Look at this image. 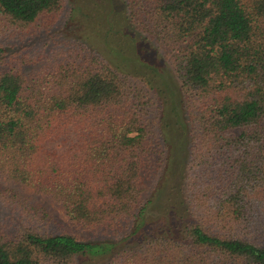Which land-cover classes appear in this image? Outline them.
Here are the masks:
<instances>
[{
  "label": "trees",
  "instance_id": "1",
  "mask_svg": "<svg viewBox=\"0 0 264 264\" xmlns=\"http://www.w3.org/2000/svg\"><path fill=\"white\" fill-rule=\"evenodd\" d=\"M100 2L71 14L80 65L28 77L0 45V180L100 239L29 216L0 225V264H264V0ZM63 7L0 0V35L49 30ZM128 76L165 101L158 134Z\"/></svg>",
  "mask_w": 264,
  "mask_h": 264
},
{
  "label": "rangeland",
  "instance_id": "2",
  "mask_svg": "<svg viewBox=\"0 0 264 264\" xmlns=\"http://www.w3.org/2000/svg\"><path fill=\"white\" fill-rule=\"evenodd\" d=\"M100 1L64 0L61 15L49 30L38 27L18 40H7L6 35H0V45L13 59L17 58V65L28 77L40 70H42V74L58 71L59 68H55V66L60 62L80 65L90 59L91 51L87 50L83 45V40L81 41L78 38V36L85 38V27L78 24L82 18H78V21L74 23L71 14L74 13L72 11H75L76 7L88 8L90 2L92 8L89 7V9L99 7ZM37 24H41L40 21ZM149 42L147 46L154 53L160 66L163 69L171 68L172 61L168 57L170 49L167 50L155 40H149ZM127 80L140 90L141 101L145 104L139 107H143L144 117L149 126L158 134V129H161V116L162 111L165 109V101H162L160 96L156 94L157 91L154 93L153 90L149 89L145 79L138 76H128ZM136 103L139 104L138 100ZM167 103H169L168 100ZM167 107L169 108V104H167ZM169 116H172V114L170 113ZM10 196L17 198L20 203L14 204ZM22 205H28L27 211L24 210ZM29 216L33 219L27 220ZM23 220H27L28 224H32L31 226L49 234L66 232L72 235L79 234L87 240L96 241L100 239L91 238L83 232L76 231L68 222L62 210L58 209L45 196L37 195L31 189H21L18 185L0 180V225L9 230V236H13L17 230L15 229L16 225ZM33 220L36 224H33ZM5 237L11 238L6 235Z\"/></svg>",
  "mask_w": 264,
  "mask_h": 264
}]
</instances>
